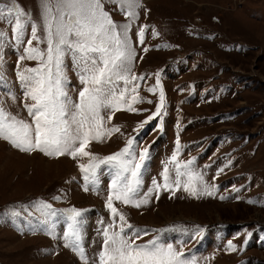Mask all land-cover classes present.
Listing matches in <instances>:
<instances>
[{"label":"rangeland","instance_id":"1","mask_svg":"<svg viewBox=\"0 0 264 264\" xmlns=\"http://www.w3.org/2000/svg\"><path fill=\"white\" fill-rule=\"evenodd\" d=\"M104 3L117 25H130V75L138 79L126 87L139 102L132 105L135 111L115 112L106 126L120 131L92 141L88 151L103 159L129 140L131 156L147 149L141 196L153 181L164 184L165 167L170 181L177 162L183 173L179 190H154L146 205L113 201L132 226H125L126 233L138 235L137 244H171L194 264H264V0H139L134 17L119 2ZM14 5L26 15L19 40L12 32L15 12L0 18V106L30 122L24 105L32 102L18 74L39 66L21 57L27 56L30 24L41 40L46 36L42 0H0L5 9ZM32 46L46 51V42ZM63 71L76 100L83 85L70 58ZM161 89L164 105L156 114ZM87 162L22 152L0 138V264H84L63 238L72 208L82 213L77 229L88 264H98L101 230L113 219L106 201L119 169L101 165L86 191L79 164ZM188 174L198 177L196 195L184 191ZM205 187L212 195L203 194ZM41 203L51 204L57 215L45 216Z\"/></svg>","mask_w":264,"mask_h":264},{"label":"snow or ice","instance_id":"2","mask_svg":"<svg viewBox=\"0 0 264 264\" xmlns=\"http://www.w3.org/2000/svg\"><path fill=\"white\" fill-rule=\"evenodd\" d=\"M109 2H119L122 9L129 10L127 15L130 17L136 15L133 9L140 7L139 0ZM13 12L16 18L12 32L19 40L24 28L21 17L26 13L18 5L8 9L0 6V18L6 14L12 15ZM42 17L41 30L46 33L44 40L38 35L37 26L30 24L31 38L27 40V56L21 57L37 60L39 66L18 74L25 89V99L32 102L24 105L31 121L18 118L0 106V138L22 152L38 150L48 156L68 155L74 160L87 158L86 164H79L84 174L86 191L89 184L97 182V169L101 165H113L119 169L111 180L106 201L113 219L101 230L103 244L98 254V264H194V261L184 259L183 251L174 249L171 244L165 246L156 241L137 244L138 235L130 236L126 233L125 226L129 229L132 226L113 203L116 200L138 208L149 203L154 190L157 193L161 187L165 190H172L173 187L179 190L180 177L183 175L179 163L174 181H170L169 170L165 167L162 174L164 184L153 181V187L141 196L139 177L142 164L147 158V149L141 151L138 157L131 156L133 142L129 140L128 147L103 159L88 151L92 141H101L113 132L120 131L119 128L106 126L115 112L122 109L135 111L132 105L139 102L135 94L129 98V89L126 87L138 79L130 75V65L135 57L128 37L130 25H117L105 10L104 0H42ZM4 35L0 32V37ZM143 36L144 31L141 29L140 43H143ZM33 41L46 42V51L33 47ZM66 58H70L76 66L83 85L76 100L69 96L65 86L63 66ZM121 81L125 85L122 90L117 87ZM131 91L135 93V87ZM163 105L164 93L161 89L160 106L156 114H159ZM172 161L176 162V156L172 157ZM195 179L198 177L188 174V181L183 185L184 191L197 194ZM212 191L205 187L203 194L212 195ZM39 207L45 216L57 215L51 204L41 203ZM68 215L71 223L68 224V231L63 233L65 246L74 247L84 264H88V257L79 243L81 236L77 229L78 218L82 213L72 208L68 210ZM49 234L54 235L51 230Z\"/></svg>","mask_w":264,"mask_h":264}]
</instances>
